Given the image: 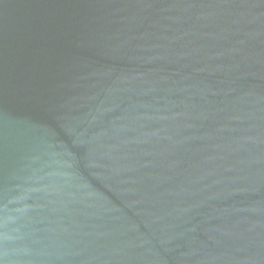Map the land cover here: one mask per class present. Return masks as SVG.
I'll return each mask as SVG.
<instances>
[{
  "label": "water",
  "instance_id": "obj_1",
  "mask_svg": "<svg viewBox=\"0 0 264 264\" xmlns=\"http://www.w3.org/2000/svg\"><path fill=\"white\" fill-rule=\"evenodd\" d=\"M0 264H264V0H0Z\"/></svg>",
  "mask_w": 264,
  "mask_h": 264
}]
</instances>
